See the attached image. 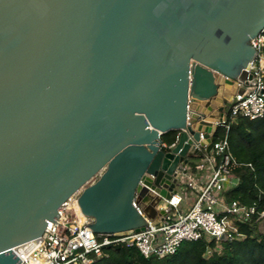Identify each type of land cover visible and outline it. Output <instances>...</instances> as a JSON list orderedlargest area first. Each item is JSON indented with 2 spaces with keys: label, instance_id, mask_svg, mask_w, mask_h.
<instances>
[{
  "label": "water",
  "instance_id": "95a60500",
  "mask_svg": "<svg viewBox=\"0 0 264 264\" xmlns=\"http://www.w3.org/2000/svg\"><path fill=\"white\" fill-rule=\"evenodd\" d=\"M263 31L264 0H0V264L76 195L98 234L156 224Z\"/></svg>",
  "mask_w": 264,
  "mask_h": 264
},
{
  "label": "built area",
  "instance_id": "2783aa9c",
  "mask_svg": "<svg viewBox=\"0 0 264 264\" xmlns=\"http://www.w3.org/2000/svg\"><path fill=\"white\" fill-rule=\"evenodd\" d=\"M251 44L257 51L255 60L246 68L251 79L237 80L244 92L229 101L225 118L215 123L225 128L226 135L213 141L210 155L205 154L200 142L195 143L203 157L198 158L196 166H188L184 173L178 174L179 183L194 192L193 203L179 192L172 194L169 200L160 203L158 209L165 214L156 224L146 219L143 231L115 236L93 230L94 220L81 213L76 195L61 206L56 222L48 221L41 236L44 241L20 264H94L107 257L108 250L113 248H133L146 259L160 260L175 254L185 242L216 240L220 243L222 236L227 241L242 239L239 224L250 223L255 217L260 225L264 223V211H258L255 205L229 201L225 196L229 178L243 166L230 150L227 139L230 125L238 117L249 120L264 117L263 34ZM179 137L177 132L174 143L162 142L161 148L172 149Z\"/></svg>",
  "mask_w": 264,
  "mask_h": 264
},
{
  "label": "trees",
  "instance_id": "16d2710c",
  "mask_svg": "<svg viewBox=\"0 0 264 264\" xmlns=\"http://www.w3.org/2000/svg\"><path fill=\"white\" fill-rule=\"evenodd\" d=\"M225 135V128L219 127L214 140ZM175 136L176 132L171 131L162 140L171 145ZM227 139L232 155L243 166L233 176L236 184L226 188V199L264 211V117H238L230 125ZM239 232L243 238L234 241L185 242L175 254L160 260L146 259L133 248H113L94 264H264V232L256 217L250 223L239 224Z\"/></svg>",
  "mask_w": 264,
  "mask_h": 264
},
{
  "label": "rangeland",
  "instance_id": "374dc122",
  "mask_svg": "<svg viewBox=\"0 0 264 264\" xmlns=\"http://www.w3.org/2000/svg\"><path fill=\"white\" fill-rule=\"evenodd\" d=\"M198 159H192L190 161V166H196ZM234 179L233 178H229V181L227 182V187H230L233 183H234ZM236 182V181H235ZM178 192L180 194H182L184 197H186L188 200H190V203H193L196 199L195 194L193 191H191L190 189H188L186 186H181L178 188ZM260 231L264 232V223H262L260 225Z\"/></svg>",
  "mask_w": 264,
  "mask_h": 264
},
{
  "label": "crops",
  "instance_id": "0c3cea01",
  "mask_svg": "<svg viewBox=\"0 0 264 264\" xmlns=\"http://www.w3.org/2000/svg\"><path fill=\"white\" fill-rule=\"evenodd\" d=\"M189 166H190V164H189ZM231 178H233L234 179V177H231ZM235 180V179H234ZM229 181V180H228ZM236 181V180H235ZM234 181V183L230 186V187H232L234 184H236V182ZM226 188H229V187H226Z\"/></svg>",
  "mask_w": 264,
  "mask_h": 264
}]
</instances>
